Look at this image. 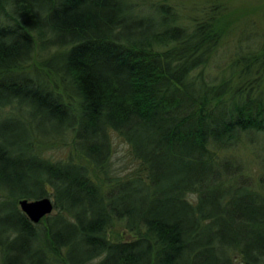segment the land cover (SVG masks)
Returning <instances> with one entry per match:
<instances>
[{
    "label": "trees",
    "instance_id": "obj_1",
    "mask_svg": "<svg viewBox=\"0 0 264 264\" xmlns=\"http://www.w3.org/2000/svg\"><path fill=\"white\" fill-rule=\"evenodd\" d=\"M218 21L0 0V264L31 243L39 264H264V168L255 184L228 152L264 138V50L212 76ZM113 135L130 176L112 169ZM59 143L65 158L45 154ZM42 197L56 213L35 223L18 202Z\"/></svg>",
    "mask_w": 264,
    "mask_h": 264
},
{
    "label": "rangeland",
    "instance_id": "obj_2",
    "mask_svg": "<svg viewBox=\"0 0 264 264\" xmlns=\"http://www.w3.org/2000/svg\"><path fill=\"white\" fill-rule=\"evenodd\" d=\"M138 10L149 12L157 3H167L177 12L182 23L199 20L211 9L219 17L218 27L224 25V34L208 65L212 76H222L229 72L231 62L249 51L264 50V0H131ZM7 18L2 19L6 21ZM262 48V50H261ZM229 64V65H228ZM228 68V69H227ZM260 89L264 95V76ZM17 113L14 112L13 115ZM69 141V138H66ZM113 153L111 157L112 169L118 175H131L138 167L137 162L130 156L127 144L117 135L112 137ZM68 146L62 143L54 144L45 149V154L52 158H65ZM231 156L243 165L244 176H248L253 183L264 168V138L255 144L242 143L235 149L229 150ZM264 187V186H263ZM80 206V205H79ZM0 209V218L3 216ZM52 211L50 215L55 214ZM113 232H120V238L130 239L122 221H116ZM32 254L23 257L24 264H39L40 255L34 254L36 249L31 243ZM17 264H20L19 261Z\"/></svg>",
    "mask_w": 264,
    "mask_h": 264
},
{
    "label": "water",
    "instance_id": "obj_3",
    "mask_svg": "<svg viewBox=\"0 0 264 264\" xmlns=\"http://www.w3.org/2000/svg\"><path fill=\"white\" fill-rule=\"evenodd\" d=\"M18 203L20 209L35 223L43 216L50 214L53 210V204L49 197H42L33 200L20 199Z\"/></svg>",
    "mask_w": 264,
    "mask_h": 264
}]
</instances>
